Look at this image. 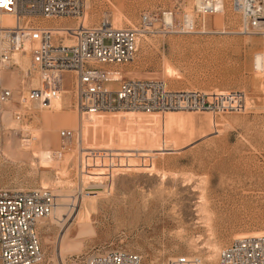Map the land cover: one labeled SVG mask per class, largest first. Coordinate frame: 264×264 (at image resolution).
Wrapping results in <instances>:
<instances>
[{"label": "rangeland", "instance_id": "1", "mask_svg": "<svg viewBox=\"0 0 264 264\" xmlns=\"http://www.w3.org/2000/svg\"><path fill=\"white\" fill-rule=\"evenodd\" d=\"M91 1L90 27L111 14L115 26L124 29L136 28L148 11L160 15L154 34L140 40L134 62L119 68L124 76L162 80L174 91L241 93L246 107L227 114L104 113L81 120L68 86L74 104L69 109L54 114L36 111L18 122L37 126L35 117H51L50 148L42 137L36 140L21 129L12 130L17 121L13 115L9 125L4 115L0 117V189H38L44 175L57 181L56 168L65 157L71 160L67 180L74 186L57 190H64L69 204L81 197L79 162L88 182L103 184L105 192L88 225H78L70 206L63 216L56 214L39 229L42 264H81L109 250L139 254L142 264H173L177 258L192 257L216 264L217 259L210 262V246L223 249L236 233L264 230V39L241 33V16L234 12L232 0H225V14L207 19L197 16L200 0ZM187 10L194 15L193 33L182 30ZM166 13H173L174 31L162 21ZM38 22L49 27L47 20ZM24 79L17 69L4 76L5 86L16 87H12L16 99L6 112L17 111L20 83L32 81ZM66 129L76 131V137L64 148L59 132ZM24 137L36 141L33 150L22 154L18 144ZM104 150H112L119 161H108ZM38 152L50 157L62 152L63 157L46 164ZM93 157L96 170L91 169ZM111 164L117 166L106 171ZM203 196L211 225L200 220Z\"/></svg>", "mask_w": 264, "mask_h": 264}, {"label": "built area", "instance_id": "2", "mask_svg": "<svg viewBox=\"0 0 264 264\" xmlns=\"http://www.w3.org/2000/svg\"><path fill=\"white\" fill-rule=\"evenodd\" d=\"M84 4L85 0H0V14L13 17L15 22L12 27L0 23V117L16 99L12 87L4 85V76L15 69L19 71L18 55L30 60L32 72L28 76L21 73L22 76L34 79L36 75L39 84L25 96L20 94L17 111H9L17 122L31 117L28 108L34 105L38 111L51 112L54 101L68 86L81 120L93 114L122 110L150 115L170 111L227 114L245 109L246 97L241 93L174 91L162 80L128 78L119 71L134 62L140 40L154 34L161 22L156 12L142 14L136 28L116 29L108 16L95 26L77 25L66 31L39 25L41 19L76 18L83 13ZM225 6V0H200L197 16L203 19L222 15ZM232 8L241 16L242 34L264 39V0H232ZM162 19L167 30L176 29L173 13L163 14ZM253 69L258 71L256 65ZM75 137L74 130L59 132L64 148ZM111 151L102 153L108 161H119L120 157ZM52 157L60 161L63 153L56 152ZM92 160L91 169H98L94 157ZM116 166L105 169L112 171ZM55 204L56 197L50 189L25 192L0 189V264H42L44 253L38 226L52 216ZM142 262L139 254L109 250L81 264ZM173 264L203 263L192 257L177 258ZM216 264H264V234L232 240L221 250Z\"/></svg>", "mask_w": 264, "mask_h": 264}, {"label": "bare ground", "instance_id": "3", "mask_svg": "<svg viewBox=\"0 0 264 264\" xmlns=\"http://www.w3.org/2000/svg\"><path fill=\"white\" fill-rule=\"evenodd\" d=\"M91 2H92L91 0H85L83 13L80 14L79 16H77L76 18H71V19H75V20L78 21L77 24H75V25H68V24H65L64 23L66 20H68L70 18H48V19H43V20H47V26H49L48 28L55 29L57 31L72 30L77 25H82V26H85V27H90L89 26V22L92 19V16H90V14H89V10L91 8ZM108 17L110 18V16H108ZM210 17H212V16H205L204 19H207V18H210ZM110 21H111L112 25L114 26V28H116V29H124V28H119V27L115 26V24L113 22L112 14H111ZM194 22H195L194 21V15L192 14L191 11L187 10V12L185 14L184 24H183V26L186 28L184 32H186V33H193L192 31L194 30V26H195ZM0 23L3 26H6V27H12L15 22H14V18L13 17H11L9 15H6V14H0ZM147 42H148V40L146 39L145 43H147ZM66 44L67 45H70L69 42H66ZM144 45H146V44H144ZM16 60H17V65L19 67V71L24 76L25 75H27V76L30 75L32 71H31V68H30V60H29V58L26 57V56H20V55H18L16 57ZM130 74H131V71H130ZM34 76H35V78L32 79L31 82H29V80H27V83L26 84H25L24 81H22V83H20L21 82V81L19 82L20 79L18 80V82L21 84L20 87H19V92H20L21 96H25L32 88L38 86V84H39L38 83V78L36 77V75H34ZM11 77H12V75H11ZM14 77L15 76H13V78ZM24 78H25L24 80H26L27 77H24ZM138 79L151 80L152 78L151 79H148V78L145 77V78H138ZM18 82H17V85H18ZM12 85H13V83H12ZM12 85H11V87L14 86V85L13 86ZM71 94H72L71 91L70 90H67L65 88L64 91L62 92L61 96L59 97V99H57V100L54 101V103H53V109H52L51 113L53 111H55V113L56 112L59 113V112L63 111L65 108H68L69 109L74 104L75 105H74L73 108H77L76 107V102H74V104L72 105V102H71V96L72 95ZM28 109H29L28 113H35L36 111H38V110H36V109H38V106L37 105H34V106L29 107ZM26 112H27V110H26ZM176 112H178V111H176ZM108 113H134V114L147 115V114H143V113H140V112L125 111V110H122V111H113V112H108ZM52 114H54V113H52ZM101 114H104V113L93 114V115H89V116H98V115H101ZM150 115H153V114H150ZM10 116H11L10 112L4 113V120L7 119V122H5V123H8V125H9V123L12 122ZM147 116H149V115H147ZM34 117H35V114H34ZM34 119L36 121L37 126H35V125L34 126H32V125L28 126L26 124L20 125L17 121L16 122L13 121L14 123L12 124V127H10V128L12 130L13 129H15V130L16 129H21L23 131V134L25 133V135H28V136L33 137V138H36V140H37L38 137H42V140L44 141V144L48 148L49 147V144H51V142H52L51 141L52 133L47 128L49 126L50 122H51V117L50 118L48 116L41 117V118L35 117ZM38 126H40L41 129H38ZM16 135H18V134H16ZM36 140L30 139L29 137H27V139H25V137H24V138H22V140L19 141V144H18L19 147L18 148L21 149L20 150L21 152H22V150H25V151L31 150V149L33 150V148L35 146V141ZM78 147L80 149L82 146H80V144H79ZM22 154H23V152H22ZM25 154H26V152H25ZM35 154H36V152H35ZM35 154H34V156H35ZM38 155H40V157H42V161L44 163H46V164L54 163L55 162V160H53L51 158L52 156L50 157L49 154L42 153V152H38ZM19 156L20 155L18 154L17 157H19ZM65 158L66 159H65L64 162H62L61 166L58 167V168H56L57 175H58V180L57 181L55 180L56 182L55 181L51 182L50 179H49V177L47 178L46 175H44L42 177V180H41V183H40V186H41L40 189H50L51 187H53V185H55L54 188H53V189H55V190H53V193H54V195L56 197V204H55V207H54L52 216L49 219H47V220H50L51 218H54L56 216V214H59L60 216H63L65 214V212L67 211V209L70 206H73L74 207L73 212L76 214V219L78 221V225L85 226V225H88L89 224L90 219H91V215L97 211V208H98V200H99L100 197L103 196V194L105 192L104 191V187H103V184H101V182H99V181H96V182H88L87 179L85 178V172H84L83 162H81V163L79 162V165H78L79 166V168H78L79 172L78 173H79V178L81 180L80 183H82V185H81L82 186L81 187L82 192L80 194L81 197H80V199H77V198L75 199L74 198V200L72 202L70 200L71 203L69 204V202L64 197L65 196V193L63 194V191L66 189V188L63 187V185L64 186H67V188L68 187L70 188V187H72L73 182L67 180L68 179V174H69V172L71 170V160L69 158H67V157H65ZM33 165L37 166L35 163ZM76 167H77V163H76ZM58 186L59 187H63L64 190H61V189H60V191L57 190V189H59V188H57ZM16 192H25V191H23V190H17ZM74 192L71 191V193H74ZM68 196H70V191H69V195ZM68 196H66V197H68ZM72 196L73 195H71V197ZM76 196L78 197V195H76ZM67 199L69 200V198H67ZM201 201H202L203 204H205V197L204 196L202 197V200ZM200 215H201V219L200 220H203L204 219L205 222L206 221L208 223L210 222V220H211V213L208 211V208H207L206 204L201 206ZM47 220H43L42 222H40V224L38 226V234H39V229H42V228L44 229L45 228V226L47 224ZM208 227H210V226H208ZM261 234H264V230L252 231V232H244V233L243 232L242 233H236V234H234L233 238H234V240H237V239H241V238H245V237H251V236H257V235H261ZM45 238L46 239L48 238V234L45 236ZM216 244H218V243H216ZM220 249H221V247L218 246V245L210 246V251H211L210 252L211 253V255H210V262H213L216 259H218V255H219V253L222 250V249L221 250Z\"/></svg>", "mask_w": 264, "mask_h": 264}]
</instances>
